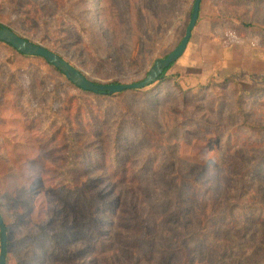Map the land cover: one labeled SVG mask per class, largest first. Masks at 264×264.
I'll return each instance as SVG.
<instances>
[{"label":"rangeland","instance_id":"obj_1","mask_svg":"<svg viewBox=\"0 0 264 264\" xmlns=\"http://www.w3.org/2000/svg\"><path fill=\"white\" fill-rule=\"evenodd\" d=\"M193 2L0 0V24L132 84ZM3 99L7 264H264V0H202L164 80L112 97L0 42Z\"/></svg>","mask_w":264,"mask_h":264},{"label":"water","instance_id":"obj_2","mask_svg":"<svg viewBox=\"0 0 264 264\" xmlns=\"http://www.w3.org/2000/svg\"><path fill=\"white\" fill-rule=\"evenodd\" d=\"M201 2L202 0H194L188 26L185 30L183 38L181 39L177 47L166 57L156 60L143 80L132 84L94 83L88 80L86 78V75H84L76 67L72 66L60 55L52 52L51 50L39 44L25 39L24 37L14 32L12 29L1 25L0 42L10 46L19 54L25 56L39 57L43 59L48 65L58 70L68 82H70L79 90L93 94L107 93L109 95L118 94L123 91L140 90L155 83L156 80L161 76V74L183 55L191 38L192 31L195 28L196 23L198 22ZM6 247V226L0 214V264H6Z\"/></svg>","mask_w":264,"mask_h":264},{"label":"trees","instance_id":"obj_3","mask_svg":"<svg viewBox=\"0 0 264 264\" xmlns=\"http://www.w3.org/2000/svg\"><path fill=\"white\" fill-rule=\"evenodd\" d=\"M1 26H3L2 24H0ZM11 29V28H10ZM26 39V38H25ZM28 40V39H27ZM8 46V45H7ZM10 47V46H9ZM11 48V47H10ZM12 49V48H11ZM14 50V49H13ZM15 51V50H14ZM174 64V63H173ZM172 64V65H173ZM172 65H170L162 74H161V76L156 80V82H161V81H163L164 80V78H165V75H166V73H167V71L170 69V67L172 66ZM56 70V69H55ZM57 72H59L58 70H56ZM60 73V72H59ZM61 74V73H60ZM62 75V74H61ZM86 78L89 80V78L86 76ZM91 81V80H90ZM93 82V81H92ZM94 83H97V82H94ZM5 88H7V86H5ZM81 92H83V93H89V92H85V91H82V90H80ZM124 92H127V91H123V92H121V93H118V94H122V93H124ZM91 94H93V93H91ZM118 94H116V95H118ZM94 95H99V96H103V97H112V96H114L115 94H113V95H109V94H107V93H97V94H94ZM17 102L16 101H14V100H12V101H7V104L10 106V105H12V106H14V108H15V110L16 111H18L19 112V110L21 109V105H18V104H16ZM6 103H5V101H4V99H3V101H1L0 102V107H2L3 105H5ZM26 105V104H25ZM11 108V107H10ZM26 108V106H24V109ZM24 122L25 123H29L30 122V119H26V117H24ZM23 123V122H22ZM233 223V222H232ZM233 224H235V222L233 223ZM6 232H7V227H6ZM223 241V242H222ZM221 242L223 243V244H225V243H229V242H227V241H224V240H222ZM220 242V243H221ZM6 250H8V241H7V247H6ZM226 250V252H227V249H225ZM7 254H8V251H7ZM6 264H7V255H6Z\"/></svg>","mask_w":264,"mask_h":264}]
</instances>
